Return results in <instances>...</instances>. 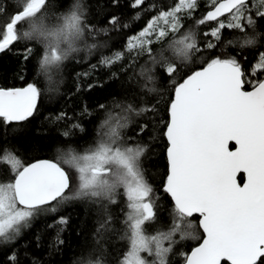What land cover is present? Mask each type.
<instances>
[{"label": "snow or ice", "instance_id": "1", "mask_svg": "<svg viewBox=\"0 0 264 264\" xmlns=\"http://www.w3.org/2000/svg\"><path fill=\"white\" fill-rule=\"evenodd\" d=\"M118 2L112 0L114 5ZM47 3L48 0H18L11 12L0 3V52L21 40L38 44L37 75L48 79L51 91L56 85L53 75L62 70L73 53L81 51L80 44L93 28L86 23L81 0H74L66 11L56 14L54 23H46L50 19ZM144 4L145 0H132L131 6L140 8ZM197 6L198 0H177L151 17L126 45L127 51L134 53L133 61L148 57L140 66V77L152 84L158 78L167 79L170 87L166 89L165 115H160L159 107L163 95L155 104L139 108L130 102H117L114 108L120 113L101 104L105 118L95 143L82 152L74 147L58 149L56 161L26 163L10 145L0 143V243L13 241L37 213L55 212L53 202L58 205L80 200L103 213L97 228L99 245L102 232L108 231L112 223L109 206L123 197L127 211L121 221V239L127 241L126 250L110 262L103 259L107 250L101 245V249H93L100 252L99 258L82 260L80 264H168L173 246L185 239L198 241L190 255L184 256L185 264H264V79L247 76L234 56L202 59V66L189 67L194 55L216 48L224 29L243 34L228 40V44L241 49L255 46L261 35L256 26L258 19H264V0H208V10L195 21L196 25L216 22L203 33L213 38L206 40L203 47L195 29L182 31L180 14L190 17ZM221 17H226L227 22ZM108 22L115 25L118 17L112 16ZM21 25L26 28L21 29ZM248 29L253 30L252 35ZM166 39L167 45L154 52L151 45ZM93 47L85 44L89 50ZM24 51L26 61L35 49L26 44ZM121 59L123 54L115 52L100 63L110 67ZM257 70H264V51L259 52L251 75L255 76ZM246 85L251 90H246ZM41 96L38 83L0 88V127L7 130L16 125L13 132L22 131L24 122L38 112ZM133 114H151V120L138 123L135 135L126 141L123 130L132 123ZM66 117L62 112L56 119ZM149 123V139L166 141L162 190L171 200L168 227L154 234L148 232L147 226L157 221L156 200L143 168L149 146L140 142L149 132ZM71 128L83 130L77 123ZM62 135L69 137L71 133L65 131ZM134 139L136 143L129 142ZM241 173L245 177L243 184L237 180ZM69 189H73L70 195ZM194 214H198V224L190 219ZM67 222V217H60L54 223ZM57 244H63L59 236ZM149 256L153 259L149 260ZM7 260L9 264H19L14 251L7 254Z\"/></svg>", "mask_w": 264, "mask_h": 264}, {"label": "trees", "instance_id": "2", "mask_svg": "<svg viewBox=\"0 0 264 264\" xmlns=\"http://www.w3.org/2000/svg\"><path fill=\"white\" fill-rule=\"evenodd\" d=\"M73 2L74 0H48L46 11L50 19L46 23H54L55 15L66 11ZM81 2L86 9V23L92 26L93 32L87 34L85 41L80 44L81 51L73 53L62 70L53 75V80L56 81L53 90H49L52 86L49 85L46 77L37 75V58L40 52L38 44L21 40L0 54V88L25 87L28 83H38L42 91L38 101L39 110L32 118L24 122L21 126L22 131L14 133L12 129L16 125H12L7 130L0 127V143L10 145L26 163L42 159L56 161L58 149L66 151L68 147H74L82 152L93 145L97 139V132L100 130L99 125L105 118V110L99 108L101 104H104L107 110L120 113V109L114 108L117 102H130L139 108L155 104L159 96L163 95L164 99L159 107L160 115H165L163 109L168 101L166 89L170 87L167 79L158 78L155 84H152L146 78L140 77V66L145 64L148 57L145 55L133 61L134 53H129L126 45L129 38L137 35L151 17L162 9L167 10L177 0H145V4L140 8H133L132 0H119L115 5L112 0H81ZM0 3L11 12L18 0H0ZM150 5L155 7L151 8ZM207 10L208 0H198V6L190 17L186 13L180 14L184 26L182 31L189 28L195 29L202 47L206 40L213 39L204 37L203 33L209 31L216 23L213 21L196 25L195 21L200 19ZM112 16L118 17L115 25L108 22ZM220 19L226 20V17ZM2 20L3 17H0V21ZM19 27L23 29L26 25ZM256 32L261 33L257 37V44L241 49L228 44L227 41L243 34L239 30L224 29L216 48L204 49L194 55L189 67L202 66V59L207 61L216 56L220 58L234 56L241 63L247 76L253 80L262 79L264 70L258 71L253 76L250 69L257 63L259 52L264 51V19L257 20ZM248 33L252 35L253 30L248 29ZM167 42L166 39L160 43H153L151 47L155 52L165 47ZM26 44H31L35 51L31 58L25 61L23 57L26 54L24 51ZM85 44L95 45V47L89 50L85 48ZM115 52L122 53L123 59L110 67L100 63L103 57H110ZM113 73L116 75L113 76ZM89 85L93 87L89 89ZM152 87L157 88L158 92H149L148 89ZM249 89L251 87L246 85V90ZM62 112L66 113L67 117L57 120L56 117ZM150 120L151 114L140 116L133 114L132 123L123 130L125 140L135 135L134 129L138 123L150 122ZM73 123L81 125L83 130L72 129ZM65 131H69L71 135L64 137L62 134ZM150 135L152 132L149 123V132L140 138V142L149 146L143 159V168L146 179L154 189L157 220L160 221L163 229H167L171 200L162 190L166 165L164 155L166 141L162 138L149 139ZM129 142L137 141L134 139ZM62 166L73 175L75 174L74 170L67 165ZM238 180L242 181L241 175ZM72 191L73 189H69L68 194L70 195ZM118 200L117 204L109 206L112 223L108 226V231L102 232L99 245L96 243L97 228L103 213H98L96 206L86 205L80 200H68L58 205L54 202L55 212H39L27 227L21 229L13 241L0 243V264H9L7 254L12 251L17 254L19 264H80L82 260L99 258L100 252L93 249H101V245L107 250L103 259L114 261L127 246V241L121 239L123 236L121 221L127 209L123 197H118ZM122 208L124 211H121ZM60 217H67L66 225L54 223ZM192 221L197 224L196 220ZM50 225L53 226L50 227ZM57 236L63 240L62 245L57 244ZM195 243H177L168 255V264H181L182 255H186ZM90 252L91 257H89Z\"/></svg>", "mask_w": 264, "mask_h": 264}, {"label": "rangeland", "instance_id": "3", "mask_svg": "<svg viewBox=\"0 0 264 264\" xmlns=\"http://www.w3.org/2000/svg\"><path fill=\"white\" fill-rule=\"evenodd\" d=\"M225 22H227V18H226V20H225ZM257 63H258V61H257ZM256 63V64H257ZM255 64V65H256ZM258 71H262V70H257V72ZM60 206V205H59ZM38 215V213L36 214V215H34L32 218H30L29 219V221H28V223L31 221V220H33L36 216ZM194 224H195V222H194ZM24 227H21V229H23ZM21 229H20V231H21ZM157 229H163L162 228V225H161V223H160V221H156V223L155 224H150V225H148L147 226V230H148V232L149 233H152V234H154L155 233V231L157 230ZM185 243V244H193V243H195L196 241L195 240H191V239H185V240H180V241H178V243ZM174 246H176V245H174ZM173 246V247H174ZM172 250H173V248H172ZM146 255V254H145ZM184 256H185V254H183L182 255V257L181 258H184ZM149 260H151V259H153L152 257H147Z\"/></svg>", "mask_w": 264, "mask_h": 264}, {"label": "water", "instance_id": "4", "mask_svg": "<svg viewBox=\"0 0 264 264\" xmlns=\"http://www.w3.org/2000/svg\"><path fill=\"white\" fill-rule=\"evenodd\" d=\"M222 18V17H221ZM0 54H1V52H0ZM262 79H264V77L262 78ZM16 88H19V87H16ZM249 90H251V89H249ZM232 148H234V145H232ZM166 158V157H165ZM42 160H46V159H42ZM37 161V160H36ZM35 162V161H34ZM239 175H241L242 176V181L241 182H239V180H238V177H239ZM244 179H245V177H244V174H238V176H237V180H238V182L239 183H241V184H243V182H244ZM170 198V197H169ZM54 203V202H53ZM193 217H197L198 218V222H199V217H198V214H194V216ZM192 218V217H191ZM200 232H202V230H200ZM198 244V243H197ZM197 244L194 246V247H196L197 246ZM194 247H192L188 252H187V254L186 255H190V253H191V251H192V249L194 248ZM181 264H185V259L182 261V263Z\"/></svg>", "mask_w": 264, "mask_h": 264}, {"label": "flooded vegetation", "instance_id": "5", "mask_svg": "<svg viewBox=\"0 0 264 264\" xmlns=\"http://www.w3.org/2000/svg\"><path fill=\"white\" fill-rule=\"evenodd\" d=\"M190 219H192V220H196V223L198 224V218L197 217H192V218H190ZM200 231V230H199ZM198 243V241L195 243V245ZM194 245V246H195ZM193 246V247H194ZM190 250V249H189ZM187 254V253H186ZM183 260H184V258H183ZM182 263V262H181Z\"/></svg>", "mask_w": 264, "mask_h": 264}]
</instances>
